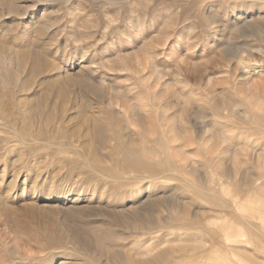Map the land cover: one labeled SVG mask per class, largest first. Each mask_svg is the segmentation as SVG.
<instances>
[{"label": "rangeland", "instance_id": "obj_1", "mask_svg": "<svg viewBox=\"0 0 264 264\" xmlns=\"http://www.w3.org/2000/svg\"><path fill=\"white\" fill-rule=\"evenodd\" d=\"M0 264H264V0H0Z\"/></svg>", "mask_w": 264, "mask_h": 264}, {"label": "bare ground", "instance_id": "obj_2", "mask_svg": "<svg viewBox=\"0 0 264 264\" xmlns=\"http://www.w3.org/2000/svg\"><path fill=\"white\" fill-rule=\"evenodd\" d=\"M10 76H11V75H9V77H10ZM62 109L64 110V109H65V106H62ZM67 111H68V110H67ZM63 112H64V111H63ZM61 113H62V111H61ZM130 149H131V148H130ZM132 150H133V149H132ZM133 151H135V149H134ZM131 152H132V151H131ZM138 153H139V152H138ZM133 154H135V152H134ZM133 154H132V156H134ZM130 155H131V154H130ZM132 156H131V157H132ZM127 157H128V155H127ZM127 157H126V158H127ZM131 157L128 158V159L131 160ZM135 157H136V154H135ZM136 158H137V157H136ZM126 160H127V159H126ZM137 160H138V158H137ZM127 161H128V160H127ZM138 162H139V161H138ZM128 163H129V162H128ZM134 164H135V163H134ZM129 165H130L131 167H134V166H132L131 163H130ZM135 165H136V164H135ZM134 168H135V167H134Z\"/></svg>", "mask_w": 264, "mask_h": 264}]
</instances>
